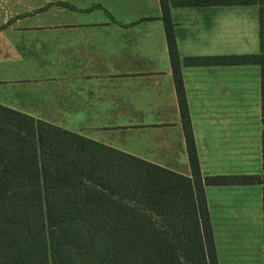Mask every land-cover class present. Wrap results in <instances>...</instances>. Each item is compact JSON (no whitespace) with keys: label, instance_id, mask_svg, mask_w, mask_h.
Here are the masks:
<instances>
[{"label":"crops","instance_id":"crops-1","mask_svg":"<svg viewBox=\"0 0 264 264\" xmlns=\"http://www.w3.org/2000/svg\"><path fill=\"white\" fill-rule=\"evenodd\" d=\"M259 7H169L203 176L262 174L264 181L260 66L184 62L260 52ZM0 10L47 19L0 24V62L48 63L43 77L33 75L21 85L27 91L14 94L17 103L190 175L159 0H3ZM263 185L204 186L218 264H264Z\"/></svg>","mask_w":264,"mask_h":264},{"label":"trees","instance_id":"trees-1","mask_svg":"<svg viewBox=\"0 0 264 264\" xmlns=\"http://www.w3.org/2000/svg\"><path fill=\"white\" fill-rule=\"evenodd\" d=\"M159 3L190 175L0 103V264H218L204 186L263 175L201 174L169 7L260 4V52L184 62L258 64L264 124V0Z\"/></svg>","mask_w":264,"mask_h":264},{"label":"rangeland","instance_id":"rangeland-1","mask_svg":"<svg viewBox=\"0 0 264 264\" xmlns=\"http://www.w3.org/2000/svg\"><path fill=\"white\" fill-rule=\"evenodd\" d=\"M3 0H0L2 2ZM9 0H4V2ZM12 1V0H11ZM16 1V0H15ZM2 10V9H1ZM0 10V11H1ZM43 13H4L0 12V24L4 22L19 21H46ZM50 20V19H49ZM48 63L45 62H19V61H2L0 62V103L15 106L18 105L20 110L31 115L38 116L44 120V111L27 109V102L17 103L16 97L19 93H25L21 90V85L28 82L33 75L43 77L49 71ZM36 73V74H35ZM22 108V109H21Z\"/></svg>","mask_w":264,"mask_h":264}]
</instances>
